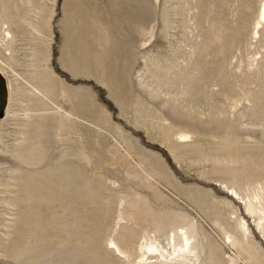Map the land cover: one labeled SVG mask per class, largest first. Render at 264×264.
Returning <instances> with one entry per match:
<instances>
[{
	"label": "rangeland",
	"instance_id": "374dc122",
	"mask_svg": "<svg viewBox=\"0 0 264 264\" xmlns=\"http://www.w3.org/2000/svg\"><path fill=\"white\" fill-rule=\"evenodd\" d=\"M263 1L0 0V77L52 99L0 111V264H264L224 189L264 191Z\"/></svg>",
	"mask_w": 264,
	"mask_h": 264
},
{
	"label": "bare ground",
	"instance_id": "6f19581e",
	"mask_svg": "<svg viewBox=\"0 0 264 264\" xmlns=\"http://www.w3.org/2000/svg\"><path fill=\"white\" fill-rule=\"evenodd\" d=\"M259 20L260 21L256 25L257 27L255 28V31L253 34V36L256 38H259L260 31H261L260 26H261L262 22H264V1H263L262 6H261V9H260ZM6 35L11 36L10 33H6ZM0 71H1V69H0ZM42 79H43V77H42ZM14 81L16 83H18L17 79H15ZM34 81L30 82V84L27 83L24 85L19 83L15 89V86L12 84V82L6 81L3 77H0V98H1V100H0V111L6 110L8 112L9 109L12 107L13 103H15L16 106H18V107H21V104H24L22 107H23V111L26 113L25 114V118H27L26 120H32L31 119L32 115H35V117L41 116V110H42L43 106L46 105V101L49 102L52 99L49 100L47 98L48 92H50V91H49V88L47 87V85L45 84L46 82L44 81L45 82L44 83L41 79H39V77L36 79L35 82ZM33 85H35V86H33ZM12 94L16 95L15 102L12 100ZM67 101H69V100H67ZM57 108L58 107L55 106V109H57ZM64 117L66 118V119H64L66 121V120H69L71 118V115L68 112L64 111ZM68 123H69V121H67V124ZM27 127H28V125H27ZM33 127L32 128L30 127L32 131L34 130ZM35 130H36V127H35ZM34 137H33V140H35ZM179 139H181L180 143L185 144L189 141L190 136L188 134H180ZM28 142H30V141H28ZM28 150H30V149L27 148L26 151H28ZM31 150H32V148H31ZM37 161H39V160H37ZM33 162L34 161H32V164H33ZM35 165H36V163H35ZM38 170H40V169H38ZM35 182L33 185H35ZM26 185L27 184H25L23 186H26ZM39 187H40V185H39ZM224 189L227 190L226 195L229 196L232 200L237 201L238 204H240V205L246 206V210H247L249 216H256L257 220L260 223L262 222V220H263L262 216L264 215V210L261 209L263 207H261V208L259 207L262 205V199L259 197L260 194L264 192L262 188L256 194L254 193V195L247 196L245 198H241L240 196H238V193L234 192L235 190L234 191L229 190L226 188V186H224ZM34 190L35 189H33V192H34ZM36 191H37V189H36ZM36 191H35V194H37V193L39 194V192H36ZM26 198H29V196H27ZM20 200H21V197H20ZM25 200H28V199H25ZM25 200H23L22 203H25ZM183 240L184 241L182 242V246H179L177 248L173 247L172 253H167L164 249H162L161 246L159 245L158 241H156V240L153 242L151 240L150 241L144 240L143 243L141 245H139L140 247H138L139 248L138 264H182V262L188 261L187 259L193 253V251L191 249L189 239L187 237H185ZM172 241H173V239H172ZM241 241L243 242V240H241ZM110 243L112 244V246L114 248V250H113L114 253H116L119 257L124 258V259H127L129 257L125 251L121 250L117 246V244L113 241V239L110 240ZM233 245L238 246L239 243L236 245L235 244H233Z\"/></svg>",
	"mask_w": 264,
	"mask_h": 264
}]
</instances>
